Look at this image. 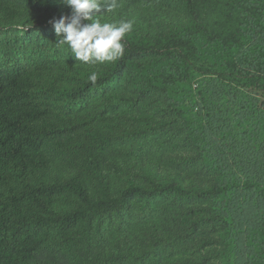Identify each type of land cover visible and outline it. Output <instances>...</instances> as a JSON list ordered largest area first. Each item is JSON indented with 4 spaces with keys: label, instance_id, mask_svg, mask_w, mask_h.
Instances as JSON below:
<instances>
[{
    "label": "trees",
    "instance_id": "1",
    "mask_svg": "<svg viewBox=\"0 0 264 264\" xmlns=\"http://www.w3.org/2000/svg\"><path fill=\"white\" fill-rule=\"evenodd\" d=\"M119 2L89 65L0 0V264H264V0Z\"/></svg>",
    "mask_w": 264,
    "mask_h": 264
},
{
    "label": "clouds",
    "instance_id": "2",
    "mask_svg": "<svg viewBox=\"0 0 264 264\" xmlns=\"http://www.w3.org/2000/svg\"><path fill=\"white\" fill-rule=\"evenodd\" d=\"M71 8V15L53 19L60 44H67L74 58L84 64L111 63L125 54V38L133 30L134 21L121 19L101 22L95 13H111L121 5L119 0H60ZM89 80L95 83L96 73Z\"/></svg>",
    "mask_w": 264,
    "mask_h": 264
}]
</instances>
